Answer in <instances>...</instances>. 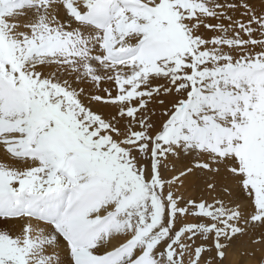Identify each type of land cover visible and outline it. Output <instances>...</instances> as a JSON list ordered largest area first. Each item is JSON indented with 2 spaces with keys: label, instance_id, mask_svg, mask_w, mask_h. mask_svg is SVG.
Masks as SVG:
<instances>
[{
  "label": "snow or ice",
  "instance_id": "6c2138e0",
  "mask_svg": "<svg viewBox=\"0 0 264 264\" xmlns=\"http://www.w3.org/2000/svg\"><path fill=\"white\" fill-rule=\"evenodd\" d=\"M255 224L264 0H0V264H213Z\"/></svg>",
  "mask_w": 264,
  "mask_h": 264
},
{
  "label": "bare ground",
  "instance_id": "6f19581e",
  "mask_svg": "<svg viewBox=\"0 0 264 264\" xmlns=\"http://www.w3.org/2000/svg\"><path fill=\"white\" fill-rule=\"evenodd\" d=\"M254 2H256V0H254ZM184 162L182 158L174 161L177 169H180ZM202 187L203 185L201 184L195 189H189L186 195L191 194L199 196L201 194L200 188ZM205 195L207 194L205 193ZM224 198L227 199V197ZM232 200L241 206V211L245 216L251 211L245 194L234 186ZM258 230H260V232L255 233ZM231 242L232 247L225 250L226 256L216 264H259L264 255V224H255V227L253 225L245 226L243 234L236 235ZM242 250H245L246 253L253 251V253L244 254Z\"/></svg>",
  "mask_w": 264,
  "mask_h": 264
},
{
  "label": "rangeland",
  "instance_id": "374dc122",
  "mask_svg": "<svg viewBox=\"0 0 264 264\" xmlns=\"http://www.w3.org/2000/svg\"><path fill=\"white\" fill-rule=\"evenodd\" d=\"M182 160H183V158H182ZM184 161V160H183ZM233 204H238V203H235L234 201H233ZM254 227H255V225H253ZM260 232V230H258L257 232H255V233H259ZM197 243H199V241H197ZM228 243V246L225 248V249H223V251H224V253H225V250L227 249V248H229V247H232V242L231 241H229V242H227ZM242 251H244V254H252L253 253V251H249L248 253H246V251L245 250H242ZM205 255H208V254H205ZM211 256L214 258L215 257V250L213 249V251H212V253H211ZM226 256V253H225V255H224V257ZM218 261H220V260H218V259H213V264H216ZM259 264H264V255H263V258L260 260V262H259Z\"/></svg>",
  "mask_w": 264,
  "mask_h": 264
}]
</instances>
